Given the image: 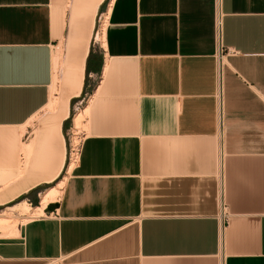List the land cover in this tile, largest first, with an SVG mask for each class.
<instances>
[{
	"label": "crops",
	"instance_id": "0c3cea01",
	"mask_svg": "<svg viewBox=\"0 0 264 264\" xmlns=\"http://www.w3.org/2000/svg\"><path fill=\"white\" fill-rule=\"evenodd\" d=\"M102 1L0 0V264H264V0Z\"/></svg>",
	"mask_w": 264,
	"mask_h": 264
},
{
	"label": "rangeland",
	"instance_id": "374dc122",
	"mask_svg": "<svg viewBox=\"0 0 264 264\" xmlns=\"http://www.w3.org/2000/svg\"><path fill=\"white\" fill-rule=\"evenodd\" d=\"M110 0H103L102 1V4L100 5L99 9H98V16H97V26H98V32H101V29L103 27V22H104V19H105V12L107 11V7H108V3H109ZM96 26V28H97ZM97 41H100V37L99 35L97 36ZM85 98L87 99V97L85 96ZM86 99L84 101H82L79 105L75 106L71 112V117H70V121H69V128L67 129L66 131V147H67V157H66V167H65V171L64 173L59 177V179H57V181L54 183L53 186L57 185L58 182H60V180H62L64 177H66L68 174L66 173L67 172H70L68 171V167H69V164L71 163V160L73 161L74 160V164H75V159H72V158H75V153H74V150H76V146L79 145L82 137H83V133L86 129V116L83 117L82 120H80V124H79V127H75V124H73V119L75 118V116H77L79 113H81L83 111V109L86 107ZM72 155V156H71ZM71 157V158H70ZM2 178V176H1ZM13 179V178H12ZM0 182L5 184V183H8V182H4L3 180L0 179ZM3 186V185H2ZM52 186V187H53ZM51 188V187H50ZM49 189V188H48ZM47 191V190H46ZM45 193V191L43 193H41V196ZM41 200V198H40ZM21 201H25V200H21ZM20 201H16V203H18ZM15 202L12 203V204H9V205H5V206H0V213L2 211H4L5 209H7V207H11L13 206L14 204H16ZM27 203V202H26ZM28 204V203H27ZM39 204L36 203L35 201H32L31 204H28V206L30 208H33V207H36L38 206ZM6 211V210H5ZM39 216V215H37ZM34 216H30L28 213L26 215H23V216H18L16 219H18L17 221V224L16 226H19V224L21 223H24L25 221H27L28 219H31L33 218ZM14 217H12L13 219ZM15 229V228H13ZM12 231V230H10ZM8 231V233H0V235H8V234H12V233Z\"/></svg>",
	"mask_w": 264,
	"mask_h": 264
},
{
	"label": "bare ground",
	"instance_id": "6f19581e",
	"mask_svg": "<svg viewBox=\"0 0 264 264\" xmlns=\"http://www.w3.org/2000/svg\"><path fill=\"white\" fill-rule=\"evenodd\" d=\"M88 115V110L85 109L81 113H79L75 118L73 119V122L75 124V127H79V124L81 123L80 120L83 119L84 116ZM81 127V126H80ZM79 127V128H80ZM72 156V155H71ZM71 158V157H70ZM72 159H77V156ZM72 161V160H71ZM63 183L58 184L57 187L47 191L41 198V202L38 206L30 208L26 201H20L16 204H14L11 207H7L4 211L0 213V233H8L10 230H14L13 232H17V221L16 219L18 216L26 215L27 213L30 216L36 217L37 215H42L44 213V208L48 205L50 201H53L57 198V195L60 193L58 189L62 187ZM12 217H14L12 219ZM15 228V229H13ZM12 231H10L12 233ZM14 234V233H12ZM6 235V234H5Z\"/></svg>",
	"mask_w": 264,
	"mask_h": 264
},
{
	"label": "built area",
	"instance_id": "2783aa9c",
	"mask_svg": "<svg viewBox=\"0 0 264 264\" xmlns=\"http://www.w3.org/2000/svg\"><path fill=\"white\" fill-rule=\"evenodd\" d=\"M216 26L218 27V31H217V54H216V64H217V81H218V90H217V98H218V102L220 104V76H221V68H222V64H223V60H224V56L227 54V50L224 49V47L222 46L221 42H220V38H219V17L216 20ZM98 30V27H97ZM81 142V141H80ZM79 149H80V143L79 145L76 146V150H74L75 155L78 158V154H79ZM220 209L221 212H223L225 206L223 203V193H222V186L220 185Z\"/></svg>",
	"mask_w": 264,
	"mask_h": 264
}]
</instances>
